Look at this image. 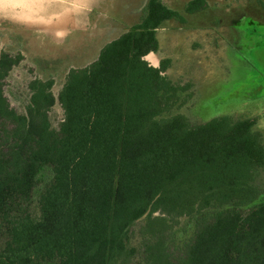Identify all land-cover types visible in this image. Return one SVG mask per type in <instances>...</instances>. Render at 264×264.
Returning <instances> with one entry per match:
<instances>
[{"label": "trees", "instance_id": "1", "mask_svg": "<svg viewBox=\"0 0 264 264\" xmlns=\"http://www.w3.org/2000/svg\"><path fill=\"white\" fill-rule=\"evenodd\" d=\"M174 15L149 0L94 60L68 68L56 96L52 79L29 80L22 111L2 88L19 56L0 52V264H264L255 122L190 124L173 112L188 84L144 59Z\"/></svg>", "mask_w": 264, "mask_h": 264}, {"label": "rangeland", "instance_id": "2", "mask_svg": "<svg viewBox=\"0 0 264 264\" xmlns=\"http://www.w3.org/2000/svg\"><path fill=\"white\" fill-rule=\"evenodd\" d=\"M162 1L182 10L187 0ZM54 2L53 20L25 19L12 10H0V52L19 56L2 86L10 106L17 111H22L28 101L29 80L52 79L50 90L56 96L68 68L89 64L105 43L137 20L122 15L136 9L127 1L118 10L107 5V0H98L90 8L75 6L73 0ZM63 4L69 8L61 13ZM205 4V9L190 15L187 28L180 32L174 33L179 23L173 20L159 29L161 47L156 56L176 55L164 72L172 82L188 84L182 92H189L187 100L173 112L185 115L190 124L217 115L233 120L248 117L255 122L252 128L264 147V0H205ZM248 17L255 19L254 25L248 24ZM255 25L256 34L251 36L249 30ZM168 41L173 42V50ZM182 47L184 50H179ZM155 54L148 52L144 58L156 64ZM62 113L55 102L48 111L53 125L61 120ZM263 175L260 167L254 183L261 189ZM182 226L183 219L176 226L181 238L191 232V228L181 231Z\"/></svg>", "mask_w": 264, "mask_h": 264}, {"label": "flooded vegetation", "instance_id": "3", "mask_svg": "<svg viewBox=\"0 0 264 264\" xmlns=\"http://www.w3.org/2000/svg\"><path fill=\"white\" fill-rule=\"evenodd\" d=\"M120 1H123V0H119V2ZM125 1H130V0H124V3H125ZM191 0H187L185 3H184V6H183V9L182 10H180V9H175V8H171V7H169L167 4H165L162 0H160V2H162L165 6H167L168 8H170L171 10H173V11H175L176 13H177V15H174V16H172V17H169V18H165V19H162L161 20V22L154 28V36H155V38H156V42H157V46H156V49L155 50H152V51H149V52H153L154 54L157 52V51H159V49H160V47H161V39L159 38V29L161 28V25L163 24V23H165L166 21H171V20H173V21H176V22H178L179 23V29H176L175 30V34L176 33H178V32H180V30L181 29H183V28H187V25H188V20H189V17H190V15L191 14H194V13H196L197 11H200V10H203V9H205V7H207L206 6V4H205V0H203V3L202 4H196L195 6H193V9H191V10H188L187 9V6H188V3L190 2ZM142 2H143V4H142V6H138V7H135L136 9L135 10H131L130 12H125L124 11V9H123V11L125 12V13H122V15H128L129 17H137V20L135 21V22H133L130 26H132L133 24H135V23H137V22H139L140 21V19L144 16V14L147 12V5H148V2H149V0H142ZM233 2V1H232ZM124 3H122L121 4V6L124 4ZM231 2H229L228 4H230ZM131 5V4H130ZM139 5V4H138ZM120 6V7H121ZM132 8H134L133 7V5H132ZM223 8H225V7H223ZM121 9H122V7H121ZM182 11V12H181ZM126 13H128V14H126ZM137 14H139L138 16H137ZM254 22H255V19H251V17H248V24L249 25H254ZM129 26V27H130ZM247 28H249V26L248 27H246V30H248ZM257 28L258 27H256V25L255 26H253V28H251L250 30H249V33H250V35L251 36H253L252 34H256V32H255V30H257ZM126 29V28H125ZM124 31V30H123ZM174 33H168V35H170V36H172V35H174ZM186 36H188V35H186ZM248 36H249V34H248ZM250 37V36H249ZM248 37V38H249ZM245 38L247 39V37H246V35H245ZM193 39H195V37H193ZM168 44H169V46H170V48H171V50H173V46H172V44H173V42L172 41H168ZM183 47H184V45H183ZM183 47L181 48V49H179V50H181V51H183L184 49H183ZM263 48V47H262ZM261 48V49H262ZM181 51H179V52H181ZM254 54H256V52L254 51L253 52ZM155 56H156V54H155ZM254 57V56H253ZM156 58H157V63L156 64H151V63H149L145 58V60L150 64V65H152V66H154V67H159V66H161V64L162 63H164V68L162 69V71L160 72L162 75H165L166 77H167V75H166V73L164 72L166 69H168L169 68V66H170V64H172L171 62L176 58V55L175 54H172V53H168L167 55H165V56H160V57H157L156 56ZM262 61H264V58L263 59H261ZM168 78V77H167ZM169 79V78H168ZM172 81V80H171ZM174 83V82H173ZM176 84V83H175ZM181 85V84H180ZM186 85V84H185Z\"/></svg>", "mask_w": 264, "mask_h": 264}, {"label": "crops", "instance_id": "4", "mask_svg": "<svg viewBox=\"0 0 264 264\" xmlns=\"http://www.w3.org/2000/svg\"><path fill=\"white\" fill-rule=\"evenodd\" d=\"M96 2H98V0H73V4H76L75 6H82L84 8H90V6L92 7ZM128 2L131 4V6L133 5V7L142 6L143 4L142 0H130ZM54 3V0H0V10H12V12H14L17 16L25 19L33 18L36 20L39 17H46L47 20H53L52 15L54 14ZM106 3L107 5L110 3L111 7L116 6L118 10V7L124 3V0L120 1L119 3H117V0H107ZM68 8L69 7H66V5L63 4L60 10L61 13H63ZM117 36L113 37L116 38ZM110 39H112V37Z\"/></svg>", "mask_w": 264, "mask_h": 264}]
</instances>
